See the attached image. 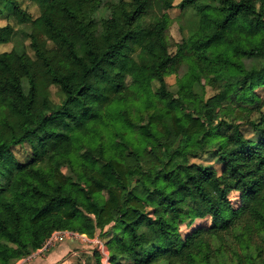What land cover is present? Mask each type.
Wrapping results in <instances>:
<instances>
[{
  "label": "trees",
  "instance_id": "1",
  "mask_svg": "<svg viewBox=\"0 0 264 264\" xmlns=\"http://www.w3.org/2000/svg\"><path fill=\"white\" fill-rule=\"evenodd\" d=\"M27 1L0 0L32 52L0 53V264L108 229L109 264H264V0H181L173 52L174 0ZM210 152L219 171L187 161Z\"/></svg>",
  "mask_w": 264,
  "mask_h": 264
},
{
  "label": "rangeland",
  "instance_id": "2",
  "mask_svg": "<svg viewBox=\"0 0 264 264\" xmlns=\"http://www.w3.org/2000/svg\"><path fill=\"white\" fill-rule=\"evenodd\" d=\"M125 1H129V0H125ZM180 1L181 0H174L173 9L168 11V15L171 19V23L165 32V37H166V42L168 44V47L170 51L172 52L174 51L175 44H177L181 40V36L179 33V25L181 22H183V20L179 22L180 11L177 7ZM19 3H20L22 10L28 13L32 19L38 17L39 11L33 3L27 0H19ZM96 15L99 18L101 16H105L106 14H105L104 9H100ZM5 25H9L12 27L13 34L11 37V41L9 43L5 45H0V53L16 51L18 53H24V54H27L28 56H32V52L29 47V41L27 38V33L30 30V23L19 24L16 21V19L12 17L11 11L6 7H2V14L0 16V27L5 26ZM184 70L185 69H182L180 71L178 70L175 75L169 76L165 79V82L168 88H171L175 85L177 78H180L182 76ZM156 87L157 86H155L154 89ZM55 93H56V90L52 88L51 94L53 96V100L57 101ZM217 93H218V90L216 89V87L213 88L211 86H207L204 92V101L209 100L210 98L216 96ZM256 93L259 95V98L262 100L263 107H262L261 112L263 114L264 113V88H258L256 90ZM259 115L260 113L259 114L253 113L251 114L250 117L252 120L257 121V119L259 118ZM245 134L248 138H254L249 128L245 130ZM178 142L179 141H175L174 146H173L174 148L178 146L179 144ZM11 152L15 156L17 161L21 164H25L29 162V160L31 159V155H32L29 144H23L21 146L14 147L11 149ZM175 161H182V156L180 154L176 155L174 159L172 160V162L170 163V167L174 165ZM187 161L188 163L193 164V165L214 168L216 171H219L221 168V165L218 159L211 152L210 153H200L197 157H193V158L189 157ZM62 172L67 177L71 176L67 168H64ZM233 196L234 195H232V197ZM232 200H235V199L232 198ZM149 216H152L151 213H149ZM200 225L209 226L210 219L196 220L192 223V225H190L189 229L186 227H182L181 230L188 232L192 228L196 226H200ZM111 232H112V229H108L107 233L100 237L98 235V232L96 231L94 233L93 238H88L86 235H84L87 240H85L83 237H79L77 239L76 238L66 239L65 241L54 244L52 247H48L43 254L39 255V257L40 256L42 257V255L48 254L52 249L61 248V249L69 250L68 254L70 252H75V251L78 252L77 256L75 254V255H72V257H67V259L71 260V262L68 264H96L94 261V257H97L99 259V255H98L97 246H95L93 242L97 240H100L101 242H103V245L109 256V252L107 250L105 242L108 239L112 238ZM81 250H84V251L80 252Z\"/></svg>",
  "mask_w": 264,
  "mask_h": 264
},
{
  "label": "built area",
  "instance_id": "3",
  "mask_svg": "<svg viewBox=\"0 0 264 264\" xmlns=\"http://www.w3.org/2000/svg\"><path fill=\"white\" fill-rule=\"evenodd\" d=\"M79 237H83L85 240H87L84 235H80V234H77V233H74V232H69V231H57V232H54L51 235V237L45 242L44 246L41 249L36 251L31 256H29V257H27L25 259H22L21 261L25 262V261H28L31 258H34L35 256L43 254L48 247H52L54 244L60 243L62 241H65L66 239H74V238L77 239ZM93 243H94L95 246H97L98 255H99V264H109V256H108L107 251H106V249H105V247L103 245V242H101L100 240H97V241H95Z\"/></svg>",
  "mask_w": 264,
  "mask_h": 264
},
{
  "label": "crops",
  "instance_id": "4",
  "mask_svg": "<svg viewBox=\"0 0 264 264\" xmlns=\"http://www.w3.org/2000/svg\"><path fill=\"white\" fill-rule=\"evenodd\" d=\"M84 250H81L80 252H83ZM69 250L61 249V248H55L52 249L48 254L42 255V257L39 255L35 256L34 258L29 259L28 261H18L15 264H68L71 262V260L67 259V257H72V255L76 256L78 255V252H70L68 254ZM69 260V262H68Z\"/></svg>",
  "mask_w": 264,
  "mask_h": 264
}]
</instances>
